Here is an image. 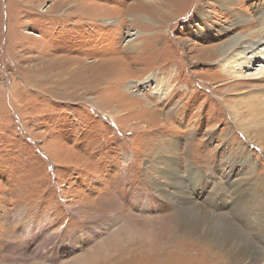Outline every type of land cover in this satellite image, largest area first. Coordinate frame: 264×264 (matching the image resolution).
<instances>
[{"label": "rangeland", "instance_id": "rangeland-1", "mask_svg": "<svg viewBox=\"0 0 264 264\" xmlns=\"http://www.w3.org/2000/svg\"><path fill=\"white\" fill-rule=\"evenodd\" d=\"M220 1L0 0V264H191L196 208L264 264V54L217 53L264 0Z\"/></svg>", "mask_w": 264, "mask_h": 264}, {"label": "bare ground", "instance_id": "bare-ground-1", "mask_svg": "<svg viewBox=\"0 0 264 264\" xmlns=\"http://www.w3.org/2000/svg\"><path fill=\"white\" fill-rule=\"evenodd\" d=\"M219 4H221L222 7L225 8L227 11L229 12L233 11L232 8L233 2L231 0L220 1ZM253 12H254V17H249L243 13H240V15L238 14L239 17L236 18L238 22H242L246 24L245 28L247 30L251 29L250 34L236 35V37L226 42L217 49L220 62L228 66H231V68L233 66L237 68H242L244 67V65L246 64L248 65L247 61L249 59H246L245 57H247L250 51L252 52V58H254L251 64H253L254 66L257 65L260 66L259 63L255 61V57L259 58L260 56L261 58V54H264V3H261L257 7H255L253 9ZM208 18H209V14L207 13L206 10L203 9L200 19L203 22H205V19ZM113 21H106V22L109 25H113L114 24L112 23ZM256 23H257L256 26L257 28L255 27ZM249 67L251 66L249 65ZM261 75H264V71L259 72V76ZM153 77H154L153 75L149 77L147 76V78L144 79L141 84L146 87V85L149 84L154 79ZM261 92L263 94L264 90ZM256 94L259 93L251 94L252 96H254L253 98L251 96L248 97V98H252L253 99L252 101H245L244 103L251 108L250 110L252 111L253 114H256V112L264 113V99L262 100L258 98ZM163 97L164 96H162V98ZM235 114L236 116H238L237 111L235 112ZM187 198L191 199V197H187ZM196 209L200 211V214L193 219H191L190 216V213L192 214L193 212L187 214L184 212H175L173 216L174 219L173 222L176 228L173 236L179 242H181V240H186L181 242L182 244L184 242L182 249L184 250L185 253L184 256L182 257L191 264H245L246 262H248L250 257H252L253 255V249L251 246H247L246 242L242 238L243 233L240 230V228L232 227V225L221 226L222 224H207L206 222L208 221L206 220L205 222V219L208 218L204 216L203 209L201 208L199 209L196 208ZM198 246L200 247L201 250L199 254H202V256L193 258L192 257L193 249ZM216 247L222 249L224 252H226V254L225 255L220 254L219 253L220 251H216L218 250L216 249ZM213 248H215L214 253H211L208 259L206 257V253L207 252L210 253ZM178 249H180L179 245L177 246V250ZM124 251L123 252L121 251L122 253L120 252L121 255L120 253L118 254L124 257L125 255H127L126 252L124 253ZM158 254L162 255L161 252ZM254 260H256L255 255L252 257V261ZM196 261H200V262L197 263Z\"/></svg>", "mask_w": 264, "mask_h": 264}]
</instances>
